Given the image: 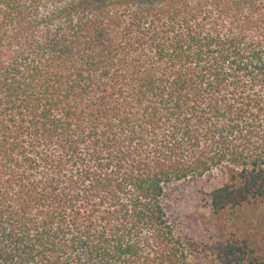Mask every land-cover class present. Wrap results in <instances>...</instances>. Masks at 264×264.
<instances>
[{"label": "trees", "instance_id": "obj_1", "mask_svg": "<svg viewBox=\"0 0 264 264\" xmlns=\"http://www.w3.org/2000/svg\"><path fill=\"white\" fill-rule=\"evenodd\" d=\"M188 189L264 201V0H0V264H264Z\"/></svg>", "mask_w": 264, "mask_h": 264}, {"label": "rangeland", "instance_id": "obj_2", "mask_svg": "<svg viewBox=\"0 0 264 264\" xmlns=\"http://www.w3.org/2000/svg\"><path fill=\"white\" fill-rule=\"evenodd\" d=\"M174 208L181 231L199 247L242 240L264 258V201H250L241 208H226L215 214L205 191L188 189L179 196ZM204 254L207 258L202 257L200 264H218L207 250Z\"/></svg>", "mask_w": 264, "mask_h": 264}]
</instances>
